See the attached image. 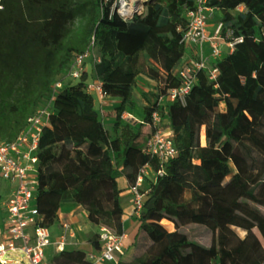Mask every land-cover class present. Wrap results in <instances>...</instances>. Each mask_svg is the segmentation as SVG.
<instances>
[{"label":"trees","instance_id":"obj_1","mask_svg":"<svg viewBox=\"0 0 264 264\" xmlns=\"http://www.w3.org/2000/svg\"><path fill=\"white\" fill-rule=\"evenodd\" d=\"M195 4L148 0L141 16L124 23L108 19L103 0H0V142L16 139L30 116L51 105L38 147L36 204L42 225L52 227L61 201H69L77 205L75 213L87 212L91 224L120 235L121 189L107 161L117 154L130 186L143 166L155 173L137 232L118 264H213L210 247L189 227L198 216L219 230L220 264H264V0H206L223 14L220 36L227 43L242 41L217 62L214 80L197 82L184 105L173 100L164 106L159 100L179 85L176 72L188 50L179 43L177 28H186V11ZM168 25L176 32L161 33L159 44L152 33ZM92 41L101 54L95 77L108 96L120 99L115 127L126 108L135 106L133 85L113 79L120 69L155 83L154 103L147 99L143 107L149 126L144 136L146 141L152 136L151 114L159 111L169 121L175 157L160 165L138 143L140 131L127 124L110 138L85 91L86 72L77 84L54 89ZM202 186L222 187L224 198L200 192ZM232 218L249 225L242 237L231 227ZM89 243L100 248L97 233ZM52 264L91 263L84 251L64 249Z\"/></svg>","mask_w":264,"mask_h":264},{"label":"built area","instance_id":"obj_2","mask_svg":"<svg viewBox=\"0 0 264 264\" xmlns=\"http://www.w3.org/2000/svg\"><path fill=\"white\" fill-rule=\"evenodd\" d=\"M146 1L103 0V3L109 4L107 16L109 20L117 18L126 23L143 14ZM214 10L215 8L206 5V0H196L195 7L186 11V28L183 30L177 28L180 31L179 43L188 50L195 49V60L177 70L179 85L169 89L167 95L161 98L162 105L165 106L167 102L173 100L184 105L187 95L197 84L199 75L206 70L210 80H214L217 76V61L210 64L203 50L204 44H208L211 56L215 60L221 57V45L218 41L221 38L222 23L216 24L212 35L207 32L211 17L215 14ZM241 41L239 37L234 42L228 43V46L233 48L236 42ZM90 45V47L94 46L93 41ZM89 49L85 54L76 55L70 62L68 74L73 78L80 79L84 72L83 63L89 54ZM61 85V82L56 83L54 89H59ZM85 91L92 97L93 94L97 95L102 106L105 104L102 99L109 97L98 80L94 83L86 80ZM164 111L166 112V109ZM49 113L48 109L41 106L27 119L26 126L16 139L0 142V180L7 183L9 188L8 193L0 200V206L4 212L3 234L5 236V239L0 242V264H43L46 248L52 243L51 227L42 225L43 218L36 204L39 139L43 126L48 122ZM164 122H167L165 128L161 127ZM151 123L154 132L145 142L143 151L155 157L162 165L177 155V149L174 146L168 119L161 117L159 111H154L151 114ZM148 167L145 165L140 169L136 182L129 187L136 217L142 211L149 192V185L144 186ZM161 173L160 170L158 174ZM97 234L100 248L87 253L86 259L91 264H117L119 257L127 249V234L117 235L105 227H99ZM73 237L72 227L68 223H63L56 248L60 251L64 250ZM12 254H15L16 259L7 261L5 258Z\"/></svg>","mask_w":264,"mask_h":264},{"label":"rangeland","instance_id":"obj_3","mask_svg":"<svg viewBox=\"0 0 264 264\" xmlns=\"http://www.w3.org/2000/svg\"><path fill=\"white\" fill-rule=\"evenodd\" d=\"M148 1V0H147ZM237 10H242V7H239ZM236 10V11H237ZM223 17V14L220 12H216V14H214L211 17V27H210V33L211 35L213 34V31L216 27V24L218 22H221V19ZM166 32H172L175 33V27L168 25L164 28H160V29H154L153 33H152V37L154 40H157V42L160 44V40L157 39V37L161 34V33H166ZM258 39H256L254 42H250L251 45H255L256 41ZM221 45V57L217 58L215 60V58H210V64L214 63L215 61H219L220 59H222L224 56H226L229 52L232 51L233 48H231L230 46H228V43L221 37L218 41ZM204 53L205 55H208L209 53V48L208 47H203ZM195 49H190L186 51L185 57L182 59L181 63H180V67L189 64L191 62H193L195 60V54H194ZM100 51L99 48L97 46H92L89 49V54L88 56L85 58V61L83 63V69L84 72L87 73L88 75V79L91 82H95L97 79L95 77L94 74V64L99 60L100 58ZM212 57V56H210ZM229 72H227L228 74ZM113 79L117 82H120L122 84H131L133 85V101H134V108L132 109V113H133V117L136 119H126L125 117V113L122 114V118H121V123L120 125H129L134 131H140L141 135L138 139V143L140 144V146L142 147V149H144L145 146V134L149 128L148 124H146V122L144 121V117H142V121H138L137 117L141 116L142 113V108L147 105L148 100H151V103H154V98L150 95V92L155 93V83L152 81H149L143 77H139V78H134L132 76H125L123 75L122 71L120 69L116 70V72L113 74ZM210 81V79L208 78V71L206 70L203 74L199 75V81L198 84L203 85L206 84ZM79 82V79L77 78H73L72 76H70L68 73L65 76L64 80L62 81V86H66L69 84H77ZM93 99H94V106L97 109L98 113H99V118L100 120L103 122L104 127L106 128L110 138H115L118 137L120 134V127H115L114 123H115V107L119 104L114 102L112 104V106H109V108L106 109L105 104L102 106V103L99 99V97L95 94H93ZM104 102L107 103V101L109 100L108 97H106L105 99H102ZM161 102V100H159ZM163 101V99H162ZM110 102V101H109ZM44 108L48 109L49 111H51V105L50 103H47L45 105H43ZM221 111H224V105H222L220 107ZM259 111H262L263 108H258ZM222 119L224 121V116L222 115ZM75 119H69L68 122H74ZM79 125V123H77V126ZM167 126V122L162 123L161 127L165 128ZM201 143L204 144V132L202 130V134H201ZM107 166L111 167L113 169V175L115 177H117L119 175L120 172V167H121V160L119 159V157L117 156L116 153H112L111 158L107 161L106 163ZM151 169V168H150ZM152 170V169H151ZM148 179H153L154 175L152 171H148ZM2 182V181H0ZM75 183V181H73L72 179L68 180V184L69 186L73 185ZM1 188V185H0ZM1 190V189H0ZM198 190L202 193L205 194H209L212 198H217V199H222L224 198V194H223V189L222 187H199ZM187 197L190 195V191H188L186 193ZM69 201H61L62 205L63 203H68ZM60 203V204H61ZM76 210V208H75ZM75 210H74V214H75ZM0 216H1V211H0ZM78 223L74 224V238L76 241V247L80 246L81 244H83L84 242H89V239L91 237H93L96 233L94 232V226L93 224H91L88 219H86L84 216H81L78 218ZM61 219L57 217V222L53 225V226H59ZM1 222V221H0ZM167 230L172 231L173 226L168 225V224H163ZM230 225L232 228H234L239 235L242 237L244 235V229H247L249 227L248 224L243 223L241 220L237 219V218H232L230 221ZM192 228V234L193 236L196 238V240H198L199 242H201L202 244L209 246L211 249V258L213 261V264H220V252H219V244H218V234H219V230L216 226V224L211 221L209 218L207 217H202V216H198L196 218H194L192 220V223L190 224V226ZM0 232H1V236H2V240L5 239V236L2 232L1 229V224H0ZM70 249V247L68 248ZM67 249V250H68ZM73 250V249H72ZM57 254H53L50 253V257L53 263V258L56 256ZM120 259V257H119ZM48 257L45 259V262H48ZM119 261V260H118ZM109 264H115V263H109ZM118 264V263H117Z\"/></svg>","mask_w":264,"mask_h":264},{"label":"crops","instance_id":"obj_4","mask_svg":"<svg viewBox=\"0 0 264 264\" xmlns=\"http://www.w3.org/2000/svg\"><path fill=\"white\" fill-rule=\"evenodd\" d=\"M216 12H219V10L215 9L214 13L216 14ZM210 27H211V24L209 22L208 29H207V32H208L209 35H211ZM205 47H208L210 49L208 44H204V48ZM210 56H211V53H210V50H209V53L207 55L208 61L210 60V58H213V57H210ZM135 78H139V77H135ZM108 98H109V100L107 101V103L105 102L106 109L109 108V106H112V104L114 102H116V103L120 102V99L118 97L109 96ZM132 109L133 108H129V107L126 108V110L124 112L125 116H126L125 117L126 119H130L131 120V119L134 118L133 117V113H132ZM142 117H144L143 108H142L141 116L137 117L138 121H142ZM168 125H169V121H168ZM149 170L152 171L150 169V167H148L147 171H146V179L144 180V186H148L150 184V180H152V179H148V177H147L148 176L147 174H148ZM153 175H154V172H153ZM116 179H117V182H118V186L121 189V194H120L121 195V211H120L121 222H122V225H123L124 233L127 234L128 238H127V242L126 243L129 246V244L133 240L134 235L137 232V228H138V225H139L138 217H136V215H134L133 206H132V194L129 191L130 185H129L128 181L126 180V178L121 173V168H120L119 175L116 177ZM0 185H1V188H0L1 189L0 190V200H1L2 197L8 193L9 188H8L7 183H5L3 181L0 182ZM75 208H77V205L75 203H73V202L63 203V205H62V203L60 204L59 212H58V216L57 217L60 218L61 221H60L59 226H52L50 228V232H51V236H52V243H51V245H49L46 248V251H45V259L48 257L49 261L45 262V259H44V263L43 264H52L50 253L58 254L60 252V250H58L56 248V245H57V243L59 241L61 225L63 223H68L72 227V229L74 231V224L78 223V221H79L78 218L79 217L84 216L87 219V212L86 211L82 210L81 212L74 214ZM0 211H1V216H0V221L1 222H0V224H1V229H2V232H3L4 212H3V209L1 208V206H0ZM93 228L95 230L94 232L97 233V231L99 229V226L95 225ZM2 239L3 238H2L1 232H0V242L3 241ZM76 244L77 243L75 241V238L73 237V238H71L68 241V244L66 245L65 249L67 250L69 247H70V249H68V250L79 249V250L84 251L86 254L87 253H91V252L94 251V247L89 242H84L83 244H81L78 247H76Z\"/></svg>","mask_w":264,"mask_h":264},{"label":"bare ground","instance_id":"obj_5","mask_svg":"<svg viewBox=\"0 0 264 264\" xmlns=\"http://www.w3.org/2000/svg\"><path fill=\"white\" fill-rule=\"evenodd\" d=\"M161 223L173 226V224L171 222L167 221V220H162ZM11 256L15 257V254H12Z\"/></svg>","mask_w":264,"mask_h":264},{"label":"water","instance_id":"obj_6","mask_svg":"<svg viewBox=\"0 0 264 264\" xmlns=\"http://www.w3.org/2000/svg\"><path fill=\"white\" fill-rule=\"evenodd\" d=\"M23 256V255H22ZM7 261H9V260H14V259H16V257H13V256H11V255H8L6 258H5ZM22 261H24V260H22Z\"/></svg>","mask_w":264,"mask_h":264}]
</instances>
